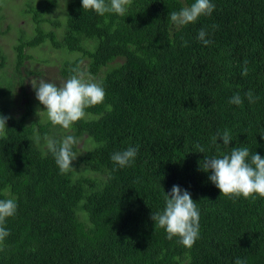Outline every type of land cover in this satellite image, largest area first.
I'll return each mask as SVG.
<instances>
[{
	"label": "trees",
	"instance_id": "obj_1",
	"mask_svg": "<svg viewBox=\"0 0 264 264\" xmlns=\"http://www.w3.org/2000/svg\"><path fill=\"white\" fill-rule=\"evenodd\" d=\"M194 2L132 0L123 16H101L67 0L62 22L50 17L58 0H26L32 34L19 33L10 65L0 46V115L9 117L0 139V200L17 203L5 221L0 264H264V197L220 194L211 170L201 168L204 157L234 147L264 158V0H212L211 15L171 22V11ZM201 29L211 44L197 39ZM43 44L59 51L60 78L79 66L106 93L68 130L45 119L27 84L43 72L27 68L29 51ZM235 94L241 105L229 103ZM224 130L229 145H212ZM67 135L78 140L77 157L62 174L45 137ZM130 146L137 156L120 168L111 156ZM173 185L199 208L191 248L167 239L151 219Z\"/></svg>",
	"mask_w": 264,
	"mask_h": 264
},
{
	"label": "clouds",
	"instance_id": "obj_2",
	"mask_svg": "<svg viewBox=\"0 0 264 264\" xmlns=\"http://www.w3.org/2000/svg\"><path fill=\"white\" fill-rule=\"evenodd\" d=\"M131 3L132 0H81L82 9L93 10L101 16L106 13L123 16ZM214 9L212 0H195L190 6L179 11H171L168 16L175 25L184 26L195 23L202 15H211ZM212 27L216 28L215 25ZM208 35L206 30L201 29L197 39L207 46L212 43L210 39H206ZM247 63L245 60L241 73L243 76L249 71ZM70 71L73 74L62 86L43 79L38 83L31 81L36 99L44 106L50 122L65 130L71 129L76 122L84 119L87 114L86 109L103 103L106 95L102 84L96 82L79 66L71 68ZM245 97L250 103L259 100L258 96H253L251 90L245 93ZM229 103L241 105L243 100L239 94H235ZM8 119L9 117L0 115V139L6 138L5 125ZM218 139L222 140L224 145H229L232 136L228 130H224L223 133L218 131L211 138V144L216 145ZM45 140L47 149L53 155L60 172L63 174L73 170L72 161L77 157L73 146L78 140L72 135H67L61 141L48 137H45ZM196 147L199 153L205 151L202 145ZM137 152L138 147L130 146L114 152L111 160L120 168L129 167L133 164ZM201 168L205 172L211 170L208 179L219 189L220 194L232 199L264 197V158L255 152L250 153L247 147H234L230 154L222 156L204 157ZM164 194L163 210L151 214V219L157 227L165 229L167 239L177 237L182 246L191 248L199 238L200 213L197 203L192 199L190 192L181 189L178 185H173L171 191ZM16 212L17 203L14 199L0 200V247L10 234L5 227L6 218L13 217ZM235 264H247V262L237 258Z\"/></svg>",
	"mask_w": 264,
	"mask_h": 264
},
{
	"label": "rangeland",
	"instance_id": "obj_3",
	"mask_svg": "<svg viewBox=\"0 0 264 264\" xmlns=\"http://www.w3.org/2000/svg\"><path fill=\"white\" fill-rule=\"evenodd\" d=\"M66 1L58 0V6L50 13V17L59 18L63 22V7ZM25 2L26 0H0V15L2 14L0 22V46L4 49L9 65L14 58L13 47L19 33L23 31L32 34L33 21L31 14L26 13L24 10L26 6ZM45 27L53 28L49 24H46ZM29 53L31 54V59L27 62V68L38 69L43 72L41 74L29 75L27 79L28 86L32 87L31 81L38 83L41 79L54 83L57 86L63 85L65 80L60 78L58 74L59 60H61L59 51L52 49L48 44H43L30 50ZM37 111L42 114V108H39ZM47 118L45 117V119ZM79 143L80 145L85 144L83 139Z\"/></svg>",
	"mask_w": 264,
	"mask_h": 264
}]
</instances>
